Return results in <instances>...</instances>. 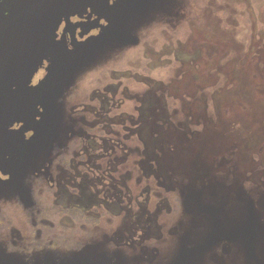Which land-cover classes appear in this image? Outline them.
<instances>
[{
	"label": "rangeland",
	"instance_id": "obj_1",
	"mask_svg": "<svg viewBox=\"0 0 264 264\" xmlns=\"http://www.w3.org/2000/svg\"><path fill=\"white\" fill-rule=\"evenodd\" d=\"M0 126V264H264V0H50Z\"/></svg>",
	"mask_w": 264,
	"mask_h": 264
},
{
	"label": "water",
	"instance_id": "obj_2",
	"mask_svg": "<svg viewBox=\"0 0 264 264\" xmlns=\"http://www.w3.org/2000/svg\"><path fill=\"white\" fill-rule=\"evenodd\" d=\"M18 1L19 0H0V75L9 57L11 39L14 31L21 23L28 20L31 14L44 7L50 0H27L17 5L16 2L18 3ZM55 51L60 55L65 54V48L63 47L55 49ZM61 52H63V54ZM69 54L68 52V55ZM61 59L62 57L60 56L59 61Z\"/></svg>",
	"mask_w": 264,
	"mask_h": 264
},
{
	"label": "flooded vegetation",
	"instance_id": "obj_3",
	"mask_svg": "<svg viewBox=\"0 0 264 264\" xmlns=\"http://www.w3.org/2000/svg\"><path fill=\"white\" fill-rule=\"evenodd\" d=\"M14 6V5H13ZM68 40H69V38H68Z\"/></svg>",
	"mask_w": 264,
	"mask_h": 264
}]
</instances>
